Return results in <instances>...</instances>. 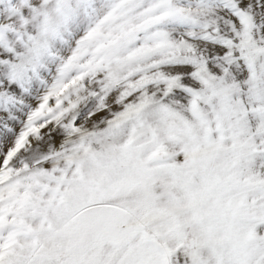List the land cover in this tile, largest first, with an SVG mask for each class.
Here are the masks:
<instances>
[{
    "label": "snow or ice",
    "instance_id": "snow-or-ice-1",
    "mask_svg": "<svg viewBox=\"0 0 264 264\" xmlns=\"http://www.w3.org/2000/svg\"><path fill=\"white\" fill-rule=\"evenodd\" d=\"M0 264H264V0H0Z\"/></svg>",
    "mask_w": 264,
    "mask_h": 264
}]
</instances>
